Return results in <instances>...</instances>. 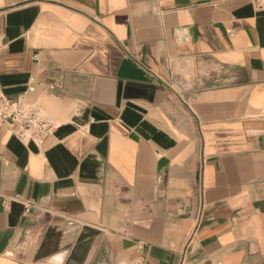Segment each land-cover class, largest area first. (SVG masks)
Segmentation results:
<instances>
[{
	"label": "crops",
	"instance_id": "obj_1",
	"mask_svg": "<svg viewBox=\"0 0 264 264\" xmlns=\"http://www.w3.org/2000/svg\"><path fill=\"white\" fill-rule=\"evenodd\" d=\"M20 96L59 128L0 123V264H264V0H0Z\"/></svg>",
	"mask_w": 264,
	"mask_h": 264
},
{
	"label": "built area",
	"instance_id": "obj_2",
	"mask_svg": "<svg viewBox=\"0 0 264 264\" xmlns=\"http://www.w3.org/2000/svg\"><path fill=\"white\" fill-rule=\"evenodd\" d=\"M34 91L35 87L29 86L28 92ZM0 123L19 139L34 142L37 146L43 145L59 128L57 123L44 118L25 96L14 100L0 98ZM131 264H145L140 252Z\"/></svg>",
	"mask_w": 264,
	"mask_h": 264
}]
</instances>
